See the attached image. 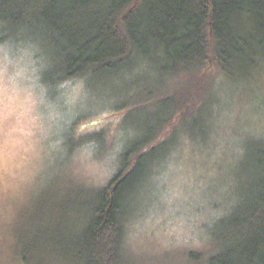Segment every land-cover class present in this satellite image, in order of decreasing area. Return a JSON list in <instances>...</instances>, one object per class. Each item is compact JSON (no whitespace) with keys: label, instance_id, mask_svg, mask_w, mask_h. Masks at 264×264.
Masks as SVG:
<instances>
[{"label":"trees","instance_id":"16d2710c","mask_svg":"<svg viewBox=\"0 0 264 264\" xmlns=\"http://www.w3.org/2000/svg\"><path fill=\"white\" fill-rule=\"evenodd\" d=\"M0 43L30 51L59 94L77 78L97 91L145 73L123 87L136 86L133 97L144 95L156 109L146 134L118 151L105 184L60 177L54 198L44 196L38 211L59 221L57 232L49 233L50 224L24 235L16 254L28 263L30 252L55 240L56 264H137L127 223L152 198L159 167L181 144L179 124L200 113L201 141L207 139L215 75L247 82L264 69V0H0ZM110 96L118 98L102 99ZM102 134L76 139L71 152ZM243 152L242 198L226 206L231 224L205 251L187 250L189 263L264 264V137L250 134Z\"/></svg>","mask_w":264,"mask_h":264},{"label":"rangeland","instance_id":"374dc122","mask_svg":"<svg viewBox=\"0 0 264 264\" xmlns=\"http://www.w3.org/2000/svg\"><path fill=\"white\" fill-rule=\"evenodd\" d=\"M37 60L28 50L0 43V264H44V257L56 264L55 240L51 249L30 252L28 263L16 255L24 235L41 234L50 224L49 233L57 232L59 221L38 213L44 196L54 198L60 177L105 184L117 169L118 151L145 135L156 114L144 95L133 97L136 86L123 87L144 76L142 70L113 88H97L102 93L77 78L59 94L44 81ZM113 93L118 98L102 99ZM214 93L209 137L201 141L200 113L179 124L181 144L159 167L152 198L127 223V248L137 264H198L189 263L187 250L205 251L231 224L226 206L242 198L236 189L244 183V142L250 134L264 137V69L247 82L217 73ZM100 130L71 152L76 139Z\"/></svg>","mask_w":264,"mask_h":264}]
</instances>
